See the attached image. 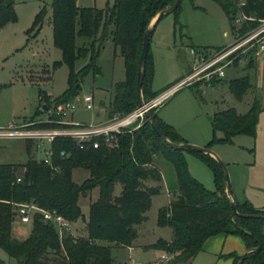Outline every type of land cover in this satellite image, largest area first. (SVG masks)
I'll list each match as a JSON object with an SVG mask.
<instances>
[{"label": "trees", "instance_id": "trees-1", "mask_svg": "<svg viewBox=\"0 0 264 264\" xmlns=\"http://www.w3.org/2000/svg\"><path fill=\"white\" fill-rule=\"evenodd\" d=\"M76 1L52 0L53 43L61 51V60L54 65L64 63L68 66V86L52 102L49 95L39 90L40 102L48 106L65 103L77 94L87 74H99L96 59L104 41L109 38L123 58L125 78L114 83L108 118L127 115L138 105L135 86L143 33L155 15L175 0H114L112 5L106 4L103 8L80 7ZM213 1L220 6L229 22L238 11L252 18L243 22L238 29L239 35L246 34L264 20V0H242L240 6L234 0ZM178 8L179 5L173 12ZM43 15L44 8L35 15L32 27L41 25ZM15 20L14 0H0V29ZM194 48L205 52L221 47ZM86 54H90L89 62L75 71V60ZM152 71L148 46L142 82L144 100L158 95L150 87ZM227 86L234 97L240 99L251 86L250 78L245 75L230 79ZM194 94L199 97L200 90L195 89ZM154 109H150V113L165 136L170 141L185 143L174 127L161 120ZM259 112L256 102L243 114L233 107L214 112L211 126L213 132H221L222 137L213 136L210 142H230L236 135L254 137ZM36 126L47 127L50 124L39 123ZM113 134L115 140L112 145H107L102 137L94 138L99 143L97 148L88 143L78 145L66 138L53 141L52 163L58 170L34 158L31 141H25V156L21 162L0 163V248L15 260V264H111V247L132 246L137 237L134 226L146 219L152 197L160 193L161 173L152 163V157L157 153L173 165L177 189L168 204L157 212V225L169 227L171 238L169 241L159 239L153 246L177 253L172 263L184 264L202 250L208 237L231 232L241 236L248 250L243 256L230 254L232 264H264V209L255 208L249 201L236 202L239 214H232L223 173L213 157L169 147L152 130L147 119L133 131ZM63 150L65 156L60 155ZM185 151L197 155L211 168L215 190L205 188L190 175ZM79 167L86 169L89 177L76 183L72 179V170ZM146 180L158 184L147 186ZM117 183L121 185V191L114 195ZM94 187L98 188V197L90 203L85 219L79 198L86 197ZM28 202L42 209L55 210L70 222L81 218L86 234L75 236L67 230L59 234L53 223L43 221L40 214L35 213L27 235L15 236L12 228L17 218V205ZM253 214L262 216L253 217ZM229 226L232 227L230 231L227 229ZM0 264L10 263L0 258Z\"/></svg>", "mask_w": 264, "mask_h": 264}, {"label": "rangeland", "instance_id": "rangeland-1", "mask_svg": "<svg viewBox=\"0 0 264 264\" xmlns=\"http://www.w3.org/2000/svg\"><path fill=\"white\" fill-rule=\"evenodd\" d=\"M113 1L77 0L76 3L80 7L103 8L106 4L112 5ZM234 2L238 5L237 1ZM51 3L52 0H14L16 20L6 23L0 29V128L13 119L22 122L46 119L54 105L51 103L48 106L40 102L39 90L49 95L52 102L68 86V66L64 63L54 65V62L61 60V51L53 43ZM42 8L44 15L41 25L32 27L35 15ZM238 16L239 11L233 14L229 22L223 10L213 0H180L178 10L164 15L151 34L149 57L153 71L150 87L159 95L190 73L192 67L197 65L193 63L194 59L189 52L191 47L228 46L232 49L230 55H234L228 64H223V76L213 73L209 83L202 78L192 85L172 88L154 111H160L159 118L166 116L181 136L195 141L188 140L187 143L208 146L224 162L237 203L249 201L254 207L264 209V31H261L264 29V21L258 22L256 28L250 29L246 34L239 35L238 29L247 19L235 23L234 19ZM89 60L90 54L79 56L74 62V70L81 69ZM96 64L100 73H89L83 78L77 94L69 100L75 109L66 112V120L85 124L109 123L112 120L108 118V110L114 95V83L124 80L125 68L118 48L109 38L104 41ZM245 75L249 76L251 86L240 99H236L228 89L227 82ZM195 89L200 90L199 97L195 96ZM156 96L149 97L148 100ZM87 99L92 104L91 109L85 107ZM254 102L260 107L254 137L236 135L230 142H210L213 136L222 137V133L213 132L211 126L209 117L214 112L233 107L243 114ZM42 104L46 105L45 113L39 111ZM133 126L134 123L129 128ZM47 145L45 142L42 148ZM0 147V163H19L24 159V141L0 138ZM184 155L190 175L205 188L215 190L211 168L195 154L185 151ZM42 157L41 149L35 151V159ZM152 160L163 176L161 191L152 197L146 219L134 226L137 237L132 244L133 248L111 247V264H154L159 254L165 250L153 245L159 239L169 241L171 238L169 227L157 225V212L170 200V192L174 191L177 180L176 173L173 165L160 154L153 155ZM88 177L86 169L79 167L72 170V179L76 183H81ZM120 191L121 185L115 184L113 194L118 195ZM97 197L98 188L94 187L86 197L79 198L85 217L90 203ZM19 222V218H16L13 227ZM71 223L75 230L71 234H86L85 223L81 218ZM25 228L29 231L31 222L25 223ZM222 234L219 241L220 253H199L186 263L224 264L229 262L230 253L244 249L240 235L228 232ZM0 258L15 264V260L9 258L1 248Z\"/></svg>", "mask_w": 264, "mask_h": 264}, {"label": "built area", "instance_id": "built-area-1", "mask_svg": "<svg viewBox=\"0 0 264 264\" xmlns=\"http://www.w3.org/2000/svg\"><path fill=\"white\" fill-rule=\"evenodd\" d=\"M238 2L240 6L242 0H234ZM241 19H251V17H246L240 13V16L234 19L235 23L241 21ZM264 21V20H262ZM261 31H264L261 30ZM259 33V32H258ZM193 57V63L197 64L193 66L190 73L185 74L184 78L176 84L173 89L182 85H192L195 81L200 79H206L209 83V79L212 77L213 73L217 76H223L225 67V62L228 64L230 62V53L232 49L227 47H222L217 50H208L199 52L194 47L189 50ZM209 55V56H208ZM208 56V57H207ZM207 58V59H205ZM162 92L157 95L154 99L148 100L143 107H136L132 112L123 116H115L110 120L109 123H78L72 122L65 119L66 112H72L75 109L73 103L67 101L61 105L53 107V111L50 115L41 121H27L22 122L20 120H10L7 122L6 126L0 128V138L7 139H17L22 141H31L33 143L34 154L35 151L41 149L43 152V157L36 160L41 162L54 170H58V167L52 163L53 151L51 144L57 139H71L78 145H84L86 143L91 144L93 148H97L99 143L94 138L102 137L107 145H112L115 140L113 133H120L121 131L128 130L133 131L141 126L144 121V112L152 108L158 107L163 99L167 96L170 90ZM87 109L92 108V104L87 99L85 104ZM39 123H48L50 126L39 127L36 126ZM134 126L129 128V125ZM47 142V147L42 145ZM61 156H65L66 152L63 150L60 152ZM20 179L18 178L17 181ZM35 213H39L41 219L45 222L53 223L59 234L62 230H67L71 233V222L64 219L62 215L57 213L55 210L42 209L38 207L33 202L20 203L17 205V218H19L21 223L31 222V219ZM177 253L162 251L157 257L154 264H173L172 261ZM134 264H143L137 262Z\"/></svg>", "mask_w": 264, "mask_h": 264}, {"label": "water", "instance_id": "water-1", "mask_svg": "<svg viewBox=\"0 0 264 264\" xmlns=\"http://www.w3.org/2000/svg\"><path fill=\"white\" fill-rule=\"evenodd\" d=\"M179 3H180V0H175L171 6L159 11L155 15V17L151 20L148 27L146 28V30L143 33L142 41H141V47H140V53H139V58H138V66H137V74H136V86H135L136 99L138 102L137 107H143L145 105V103L147 102L143 99V96H142V82H143V77H144V73H145V62H146V55H147V51H148L150 36L153 32V29H154L157 21L161 17H163L164 15L173 12L176 9V7L179 5ZM46 110H47L46 105L42 104V106L40 107V111L42 113H45ZM144 118L149 121L150 126H151L152 130L156 133V135L159 138H161L162 141L165 142L169 147H171L173 149H179V150H193L196 152H202L204 154L210 155L211 157H213L215 159V161L218 163V165L220 166L221 171L223 173V177H224L225 185H226V192H227V195L230 199V207H231L232 214L238 215L239 213H238L237 208H236V201H235V198L232 194V190H231V186H230V180H229L227 168H226V165L224 164V162L217 155H215L209 148L190 144L187 142L176 143V142L170 141L165 136V134L160 129V127L155 123L154 118H153L152 114L150 113V110H146L144 112ZM243 216L247 217L250 215L244 214ZM251 216L261 217L262 215L253 214ZM257 249H259V247H257Z\"/></svg>", "mask_w": 264, "mask_h": 264}, {"label": "crops", "instance_id": "crops-1", "mask_svg": "<svg viewBox=\"0 0 264 264\" xmlns=\"http://www.w3.org/2000/svg\"><path fill=\"white\" fill-rule=\"evenodd\" d=\"M160 111H158L157 110V113H159ZM210 119H211V116L209 117ZM160 119L161 120H163L165 123H167V124H169V125H171L172 126V123L167 119V117L166 116H162V117H160ZM211 122V121H210ZM98 123V122H97ZM173 127V126H172ZM183 137V136H182ZM184 138V140L186 141V142H188V140H190L191 142H195V141H193V140H191V139H186L185 137H183ZM153 164L155 165V163L153 162ZM156 166V165H155ZM161 173V172H160ZM161 177H162V181H163V176H162V173H161ZM147 186H152L151 184H153V183H155V184H157L155 181H153V180H146L145 182H144ZM162 183V182H161ZM162 188V187H161ZM176 189H177V181H176V184H175V187L173 188V192H170V198H171V195H173L174 193H175V191H176ZM161 191V190H160ZM169 202V201H168ZM168 204V203H167ZM255 208H257V207H255ZM258 209H263V208H258ZM88 215V214H87ZM84 217H85V215H84ZM87 218V216L85 217V219ZM71 232L72 233H75V230L73 229V223H71ZM14 228V229H13ZM12 228V230H14L13 231V234H15V236H17V237H24V236H26L27 235V233H28V229L26 230V228H25V224L24 223H21V222H19L15 227H13ZM232 229V227H228V230L230 231ZM228 233H231V232H228ZM222 233L220 234V233H218V234H215V235H212V236H210V237H208L205 241H204V243H203V246H202V250L199 252V253H213V254H218V253H220V250H221V248L219 247V241L221 240V237H222ZM136 239V238H135ZM134 242V241H133ZM151 243H154V241H152ZM150 243V244H151ZM244 246H245V244H244ZM118 248V247H117ZM128 249H132L133 248V245L132 246H130V247H127ZM248 250L246 249V247H244V249H239V252H237V253H235V252H232V253H230V254H235V255H237V256H243L246 252H247ZM241 252H242V254H241ZM198 253V254H199ZM197 254V255H198ZM229 254V255H230ZM196 255V256H197ZM192 259H194V257L192 258ZM191 259V260H192ZM190 260V261H191ZM190 261H188V262H190ZM187 262V263H188ZM230 262V263H229ZM229 262H226V263H224V264H232V262H233V258H232V256L230 255V258H229ZM186 263V264H187Z\"/></svg>", "mask_w": 264, "mask_h": 264}]
</instances>
